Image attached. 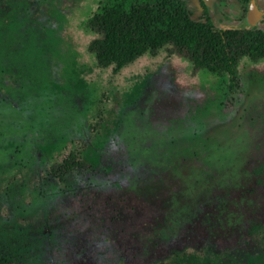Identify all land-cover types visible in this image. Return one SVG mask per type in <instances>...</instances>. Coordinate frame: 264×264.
I'll use <instances>...</instances> for the list:
<instances>
[{"label":"rangeland","instance_id":"374dc122","mask_svg":"<svg viewBox=\"0 0 264 264\" xmlns=\"http://www.w3.org/2000/svg\"><path fill=\"white\" fill-rule=\"evenodd\" d=\"M99 2L0 0V264H264V58L233 91L168 48L114 73ZM207 6L227 29L248 4Z\"/></svg>","mask_w":264,"mask_h":264},{"label":"trees","instance_id":"16d2710c","mask_svg":"<svg viewBox=\"0 0 264 264\" xmlns=\"http://www.w3.org/2000/svg\"><path fill=\"white\" fill-rule=\"evenodd\" d=\"M200 3L203 16L195 18L183 0H100L87 20L96 34L88 49L100 68L112 66L118 73L141 56L168 48L170 54L187 59L194 71L227 75L233 91L240 87L241 59L264 58V30L244 22L237 28H218L208 6L203 0ZM83 166L79 154L71 152L50 167L48 180L66 183Z\"/></svg>","mask_w":264,"mask_h":264},{"label":"water","instance_id":"95a60500","mask_svg":"<svg viewBox=\"0 0 264 264\" xmlns=\"http://www.w3.org/2000/svg\"><path fill=\"white\" fill-rule=\"evenodd\" d=\"M206 5H212L216 0H203ZM264 11L260 9L256 0H250L248 5V14L245 23L250 26L258 25L259 21L263 18Z\"/></svg>","mask_w":264,"mask_h":264},{"label":"flooded vegetation","instance_id":"af4514ba","mask_svg":"<svg viewBox=\"0 0 264 264\" xmlns=\"http://www.w3.org/2000/svg\"><path fill=\"white\" fill-rule=\"evenodd\" d=\"M217 1H219V0H216V1H214L213 2V4L215 3V2H217ZM199 2H200V0H199ZM212 4V5H213ZM249 5V4H248ZM211 6V5H210ZM261 9V8H260ZM261 10H263L264 11V9H261ZM245 11H246V16L243 18V20H239L240 22H244L245 23V19L247 18V14H248V7L245 9ZM244 11V12H245ZM264 22V16H263V18L259 21V23H258V26H259V24H261V23H263Z\"/></svg>","mask_w":264,"mask_h":264}]
</instances>
